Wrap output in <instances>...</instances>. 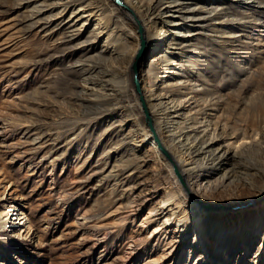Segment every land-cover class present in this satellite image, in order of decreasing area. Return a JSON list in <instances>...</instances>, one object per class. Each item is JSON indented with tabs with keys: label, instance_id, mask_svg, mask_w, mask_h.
I'll return each mask as SVG.
<instances>
[{
	"label": "rangeland",
	"instance_id": "obj_1",
	"mask_svg": "<svg viewBox=\"0 0 264 264\" xmlns=\"http://www.w3.org/2000/svg\"><path fill=\"white\" fill-rule=\"evenodd\" d=\"M180 1L174 15L152 20L190 32H161L158 48L138 61L156 137L174 161L163 138L170 126L161 123V140L147 102L151 69L156 85L193 80L198 107L229 135L223 147L236 136L261 150L224 161L210 183L187 182L177 167L184 187L165 156L148 145L133 156L125 138L132 119L148 126L132 82L140 43L133 11L114 0H77L80 10L61 17L54 0H0V264H264V218L259 229L252 221L264 206V185L253 188L264 171V0ZM188 7L197 15L181 21L176 9ZM102 49L115 53L101 59ZM123 55L132 61L121 64L122 78L92 74L88 81L103 84L84 86V69L106 70ZM168 56L165 70L159 63Z\"/></svg>",
	"mask_w": 264,
	"mask_h": 264
},
{
	"label": "bare ground",
	"instance_id": "obj_2",
	"mask_svg": "<svg viewBox=\"0 0 264 264\" xmlns=\"http://www.w3.org/2000/svg\"><path fill=\"white\" fill-rule=\"evenodd\" d=\"M54 1H57L59 3L60 9L58 11V15L61 17H65L67 15H70L71 17L80 10V7L76 6L77 0ZM123 3L129 10L133 11L134 17L136 19V27H138V25L142 27L143 39L145 41L143 54L145 53L146 49L150 51L156 50L158 47H156L154 40L160 37L161 32L167 33L171 27H173V29L176 30L178 33L188 34L190 32L186 29L185 24L177 23V21L174 20L167 19L159 22V24L157 22H153L152 20V18L156 15V12L157 16L159 17H170L174 15L175 13H172L170 8L174 5L180 4V0H128L127 2ZM116 5L118 9H125L121 5ZM198 5L199 4L196 2L193 4V6ZM219 6L220 5H217L216 7L211 8L216 9ZM176 11V14H179V12H183L182 14L178 15V18L181 21L185 19H193L197 15L194 14V9L189 7L186 9H176ZM42 15L44 14L39 12L37 14V17H40ZM90 16L91 15L86 16V19L82 23L83 26L91 22ZM99 22L95 24L98 28L95 33V39H98V37L103 33V28L100 27ZM48 24L52 25L53 23L49 22ZM157 24L160 26L157 27ZM77 37V35L70 36L67 43H72L76 41ZM109 37L110 36L108 35L107 39ZM171 42H173V40H170L168 42V47L170 46ZM113 53L115 52L112 49H102L99 52V56L102 59L107 54L113 55ZM163 57L165 56L162 55L161 58ZM131 61V56L123 55L120 57L118 63L108 65V68L106 70L101 71L98 67H90L84 69V76H86L84 79V86H86L87 88H91L93 92V90H97V88L103 84H99L94 81H88L91 78L92 74H101V78L105 80L104 82L109 81V79L113 76H115L116 78H122L124 76L125 69L121 70V64H126L127 67L130 65ZM172 62L173 59L168 56L166 60L161 59L159 65H166L167 68H165V70H167L168 66L171 65ZM173 72L174 71L171 70L169 71V73L171 74H173ZM148 73L152 75V81H150V87L146 91V96L147 102L152 110V119L159 131V138L161 140L163 138H166L169 143V148L176 154L175 160L170 162L167 159L168 162L171 163L172 169L173 164H175L176 167L183 170V175L187 182L202 178V180L206 183H210L214 179L217 170L222 166L224 161L226 162L229 159L234 158L235 156L241 157L243 156V154H245L247 150H261V148L258 149L259 145L256 141L248 142L246 141L248 139H246L245 137L239 138L236 136H232L230 138L232 139V141H230L227 147H223L221 145V141L223 139L228 138L229 135H226L222 131H219L216 126H212L209 120V116L207 115L205 110H201L200 107H198V95L193 92H190L191 86H193V80L190 77H186V80H175V78H162L159 84L156 85V81L159 77L157 72L155 71V69H151ZM137 77L139 80V70ZM170 82L173 84L175 83L177 88L175 87L176 89L174 90L164 91L166 87L167 89H172L171 87H168V85H166ZM189 95L192 97L190 100H193L192 105L188 104L190 100L188 102H185L186 97ZM109 104V102H105L104 106L100 109L104 110L103 112H106L105 108H108L107 106ZM103 112H98V115L102 116ZM179 120L180 123H178ZM164 121L165 125H169L170 128L167 129L166 136L162 138L160 125L162 122L164 123ZM130 122L132 123V126H130L129 128L130 130H132V134L128 133L125 138L129 144H134L133 146L128 144L129 151L132 152L133 156H135L136 153H140L141 151H143L142 148L144 145H148L149 151L154 152L157 156L160 157L161 154L163 155V153L158 148L157 141L155 138L156 135L154 133L151 134L154 138L150 135L151 132L149 133V131L151 130H147L148 126L146 125L147 128L144 129L142 123L139 121L138 118H134ZM91 124L92 121L90 120L87 126L90 127ZM135 138H139L137 142L138 144L134 140ZM188 166H191L192 168L189 170H185V168ZM244 170L247 174L253 173L252 169ZM231 171L232 170L229 171L228 169L224 170L223 181H229L233 177ZM258 179L257 182L253 185V188L259 189L260 185H264V171L262 172L261 177ZM209 186L210 185L208 184V187ZM167 202L161 203V209L164 208V205H166ZM159 212L161 215H163V211L159 210ZM261 213H263V216L261 215ZM263 218L264 206L261 208V212L257 213L253 217L252 221L254 223L253 227H255V229H259L261 227ZM168 221L169 217L163 220L162 225H166ZM198 221L199 220H197V222ZM157 231H160V225L154 230L153 234H156ZM158 238H160V235L154 236V239L158 240Z\"/></svg>",
	"mask_w": 264,
	"mask_h": 264
},
{
	"label": "water",
	"instance_id": "obj_3",
	"mask_svg": "<svg viewBox=\"0 0 264 264\" xmlns=\"http://www.w3.org/2000/svg\"><path fill=\"white\" fill-rule=\"evenodd\" d=\"M114 2L118 5H121L123 6L125 9H128L126 7V5L123 3L122 0H114ZM137 31H138V35H139V48L137 50V53L135 55V60L134 62L132 63L131 65V69H132V82H133V85H134V89H135V92L136 94L138 95V98H139V102H140V105H141V108L143 110V113L145 115V119H146V123L147 125L150 127V129L152 130V132L155 134V131H154V128H153V124H152V121H151V118L149 116V113H148V109H147V105H146V102L143 98V95L141 93V85H140V81L138 80V61L141 59L142 55H143V52H144V46H145V41L143 39V30H142V27L140 25H138L137 27ZM156 138V141H157V145H158V148L160 149V151L163 153V155L170 161L172 162V157L169 153V151L165 148V146L163 145V143L157 138ZM173 170H174V173L175 175L177 176V178L179 179L180 183L186 187V183H185V180L184 178L182 177L181 173L179 172L178 168L176 167L175 164H173Z\"/></svg>",
	"mask_w": 264,
	"mask_h": 264
}]
</instances>
